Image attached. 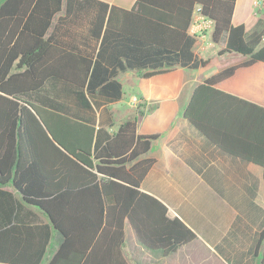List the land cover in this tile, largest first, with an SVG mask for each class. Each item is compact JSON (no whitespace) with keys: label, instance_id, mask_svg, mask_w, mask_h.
<instances>
[{"label":"trees","instance_id":"1","mask_svg":"<svg viewBox=\"0 0 264 264\" xmlns=\"http://www.w3.org/2000/svg\"><path fill=\"white\" fill-rule=\"evenodd\" d=\"M62 4L4 0L0 5V186L17 189L62 234L47 264H130L123 254L126 222L145 247L175 252L196 233L141 190L155 163L147 154L160 134H138L136 117L111 133L101 121L69 111L53 97L52 82L70 86L65 92L79 108L95 112V96L122 98L120 70L205 66L209 59L193 51L196 37L188 32L200 6L215 21L213 42L226 35L219 55L237 52L241 60L198 83L184 117L222 151L261 165L264 175V106L217 87L237 68L264 62V20L250 31L234 24L236 0H137L131 9L66 0V14L54 24ZM85 16L92 38L100 41L98 50L64 47L57 35H72L64 25ZM145 108L140 101L137 112ZM11 205L0 213V261L41 264L52 225H7L5 216L17 208L15 200ZM263 242L264 227L255 246L257 253L262 249V264Z\"/></svg>","mask_w":264,"mask_h":264},{"label":"crops","instance_id":"2","mask_svg":"<svg viewBox=\"0 0 264 264\" xmlns=\"http://www.w3.org/2000/svg\"><path fill=\"white\" fill-rule=\"evenodd\" d=\"M3 1L0 0V5ZM101 1L131 9L137 0ZM255 1L236 0L234 24H244L250 31L260 19L264 20V0L259 6L255 5ZM65 9L66 0H63L62 10L54 17V24L66 14ZM64 26L73 33L70 36L57 35V40L64 47L85 53L92 52L93 47L98 50L100 41L92 38L87 16ZM51 31L52 28L46 37ZM188 32L192 35L190 30ZM221 42L224 48L226 35ZM208 46H214L212 33L211 39L209 34L196 37L193 51L199 58L209 59L205 66L197 69L178 65L170 69L145 67L120 70L118 79L123 83L122 98L111 100L95 96L99 106L95 112L79 108L75 97L65 92L72 89L70 86L67 88L59 79L52 82L53 97L66 105L69 111L84 119L101 121L111 133L123 120L136 117L138 134H160L147 154L155 158V163L143 179L141 190L163 202L168 216L181 219L196 233V237L175 252L164 255L160 250L145 247L130 223L126 222L123 254L130 264H262V249L257 253L255 246L264 227L263 167L222 151L184 117V109L195 86L221 68L241 60L239 56L229 54L206 58L204 53ZM222 56L228 58L223 60ZM217 87L264 106V62L237 68ZM134 95L146 105L143 114L138 113L130 103ZM0 188L12 195L10 198L6 193H0V213H3V208L12 207V200L17 203L12 216H5L7 225H52L49 247L41 262L47 264L62 244V234L46 212L26 202L13 186ZM54 240L57 246L51 252ZM0 264L12 263L0 261Z\"/></svg>","mask_w":264,"mask_h":264},{"label":"built area","instance_id":"3","mask_svg":"<svg viewBox=\"0 0 264 264\" xmlns=\"http://www.w3.org/2000/svg\"><path fill=\"white\" fill-rule=\"evenodd\" d=\"M262 4H263V0L255 1V5L257 6ZM200 10H201L200 6H197L195 8L192 23L190 25L189 30L190 33L196 37H206L210 31L213 32L215 27V21L212 18L202 14ZM130 103L134 108L136 109L138 108L140 100L137 97V95L131 97Z\"/></svg>","mask_w":264,"mask_h":264},{"label":"rangeland","instance_id":"4","mask_svg":"<svg viewBox=\"0 0 264 264\" xmlns=\"http://www.w3.org/2000/svg\"><path fill=\"white\" fill-rule=\"evenodd\" d=\"M211 31L208 33L209 34V39H211ZM223 49V44L221 43H214V46L212 47H207L206 48V52L204 53V56H206V58H217L219 57L218 54L219 52ZM228 56H222L221 59L225 60L227 59ZM220 59V58H219ZM58 237V236H57ZM57 245H55V240L53 241V245H51V252H53V250H55ZM128 254V253H127Z\"/></svg>","mask_w":264,"mask_h":264},{"label":"water","instance_id":"5","mask_svg":"<svg viewBox=\"0 0 264 264\" xmlns=\"http://www.w3.org/2000/svg\"><path fill=\"white\" fill-rule=\"evenodd\" d=\"M229 55H231V56H239V53H237V52H231V53H228ZM50 218V217H49ZM51 220V219H50Z\"/></svg>","mask_w":264,"mask_h":264}]
</instances>
